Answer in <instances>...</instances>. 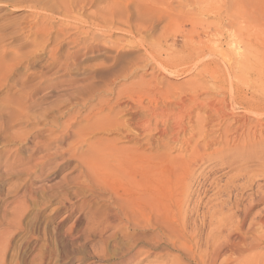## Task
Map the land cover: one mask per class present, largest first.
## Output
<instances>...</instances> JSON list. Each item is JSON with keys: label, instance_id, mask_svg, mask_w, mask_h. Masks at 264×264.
<instances>
[{"label": "bare ground", "instance_id": "bare-ground-1", "mask_svg": "<svg viewBox=\"0 0 264 264\" xmlns=\"http://www.w3.org/2000/svg\"><path fill=\"white\" fill-rule=\"evenodd\" d=\"M196 2L178 4V14L192 26L182 28L181 43L166 45L167 59L144 39L148 53L99 88L107 97L87 107L84 124L67 130L71 158L87 183L84 189L105 195L106 209L101 219L90 218L92 228L120 236V254L104 264H264V25L251 20L263 9L221 3L224 18L218 15L217 22L207 23L202 19L214 14L215 3ZM130 17L121 20L122 29L140 37L144 23L133 25ZM106 20L98 26L107 28ZM137 40L130 45L141 47ZM188 73L192 78L184 83L160 79ZM216 162L236 173L217 184L203 205L193 183L201 167ZM201 207L205 211L199 214ZM80 222L79 217L75 223Z\"/></svg>", "mask_w": 264, "mask_h": 264}, {"label": "rangeland", "instance_id": "rangeland-1", "mask_svg": "<svg viewBox=\"0 0 264 264\" xmlns=\"http://www.w3.org/2000/svg\"><path fill=\"white\" fill-rule=\"evenodd\" d=\"M79 1L81 4L77 0H0V58L3 59L0 71L4 75L0 79L1 264H104L105 259L112 260L120 254L119 235L111 237L113 230L101 235L92 228L90 218L101 219L106 209L101 199L105 195L92 187L84 189L87 183L80 176L82 168L71 158L73 150L66 141L67 130L75 128L77 122L84 124L87 107L96 105L98 97H107L99 88L112 83L130 62L143 57L147 52L143 47L144 39L153 42L155 54L167 59L166 45L181 43L182 28L192 26L190 19L178 14L181 5L178 4L196 2ZM60 2H66L65 6L68 2L70 6L65 7ZM196 3H215L214 16L202 19L207 23L217 22L218 15L224 18L225 8L221 3H245L246 7L254 4L253 9H263V16L257 13L251 20L264 25V20L261 23L264 0H197ZM136 8L146 12L139 14ZM149 15L150 20L145 21ZM259 16H262L260 20ZM128 17L133 25L138 21L144 23L140 37L132 38L123 31L126 26L121 20ZM103 18L107 19V28L98 26L103 25ZM44 26L47 28L43 29ZM131 40H137L141 47L136 43L130 45ZM236 48V45L232 47ZM172 49L181 52L179 46ZM192 75H165L160 79L184 83ZM249 166L256 165L249 163ZM235 170L225 168L221 162L201 167L193 183L194 194L202 195L203 205L208 203L216 185H223ZM203 208L199 214L205 211ZM57 209H60L58 213ZM79 217L81 222L76 224ZM65 256L69 257L67 262L62 260Z\"/></svg>", "mask_w": 264, "mask_h": 264}]
</instances>
